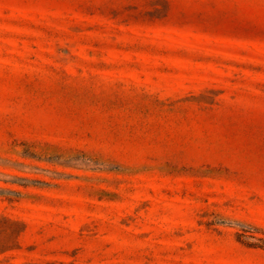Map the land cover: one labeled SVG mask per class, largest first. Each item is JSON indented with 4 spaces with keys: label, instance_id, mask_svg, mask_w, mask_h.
<instances>
[{
    "label": "rangeland",
    "instance_id": "1",
    "mask_svg": "<svg viewBox=\"0 0 264 264\" xmlns=\"http://www.w3.org/2000/svg\"><path fill=\"white\" fill-rule=\"evenodd\" d=\"M0 264H264V0H0Z\"/></svg>",
    "mask_w": 264,
    "mask_h": 264
}]
</instances>
